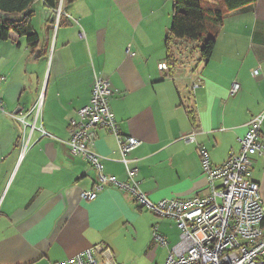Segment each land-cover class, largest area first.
<instances>
[{
  "label": "crops",
  "instance_id": "crops-1",
  "mask_svg": "<svg viewBox=\"0 0 264 264\" xmlns=\"http://www.w3.org/2000/svg\"><path fill=\"white\" fill-rule=\"evenodd\" d=\"M24 16L38 34L34 49L14 31L0 39V264L63 261L118 227L137 230L141 207L128 192L107 185L92 200L79 195L97 182V169L70 154L68 123L89 102L94 74L109 80V105L121 132L142 142L130 158L152 201L207 193L198 145L218 166L239 151L253 117L262 116L264 134V0L227 13L212 30L213 51L193 99L182 80L157 68L176 42L167 41L172 0H62L55 9L37 0ZM40 95L37 124L47 134L34 130L24 147L29 127L10 113L33 121ZM192 129L196 142H184L181 136ZM95 133L88 148L100 155L105 174L124 181L114 136L104 128ZM261 160L251 156L250 179L251 165ZM252 180L264 207V169Z\"/></svg>",
  "mask_w": 264,
  "mask_h": 264
},
{
  "label": "built area",
  "instance_id": "built-area-1",
  "mask_svg": "<svg viewBox=\"0 0 264 264\" xmlns=\"http://www.w3.org/2000/svg\"><path fill=\"white\" fill-rule=\"evenodd\" d=\"M202 45L201 40L177 39L170 57L157 64L159 70L171 71L170 79L184 82L187 99H193L202 84L201 71L207 62L201 53ZM127 53H130L129 48ZM238 90L239 83L233 80L230 93L235 94ZM111 94L108 78L94 74L89 102L79 108L76 117L68 123L69 137L66 143L70 154L82 155L97 169V182L92 188L81 190L80 197L92 200L105 186L112 185L128 192L138 206L171 220L179 235L178 241L168 249L164 264H264V207L259 184L249 178L251 156L264 158V134L259 130L262 116L250 120L244 135L239 138V151L230 152L221 165L213 166L207 149L198 145L206 194L152 201L140 189L139 168L135 159L130 158V154L142 142L121 132L109 105ZM41 105L42 95L33 106L31 122L26 120V113H10L24 128L29 127L24 147L34 130L39 131L41 136L47 134L37 124ZM0 109L3 110L1 97ZM187 112L192 119L195 118V108L191 103H187ZM96 128H104L114 136L126 174L124 181L105 174L100 155L88 148V144L96 138ZM181 139L186 143L196 142L194 129ZM152 236L159 244L167 245L157 224L152 226ZM50 264H115V260L108 246L97 243L72 258Z\"/></svg>",
  "mask_w": 264,
  "mask_h": 264
},
{
  "label": "trees",
  "instance_id": "trees-1",
  "mask_svg": "<svg viewBox=\"0 0 264 264\" xmlns=\"http://www.w3.org/2000/svg\"><path fill=\"white\" fill-rule=\"evenodd\" d=\"M36 1L0 0V39L8 38L9 33L14 31L24 38L28 47L34 49L39 39L38 34L32 27L25 25V18L28 16L22 19L19 16L25 14ZM59 1L44 0V3L55 9ZM253 2L254 0H172V24L167 41L173 43L177 39L201 40V53L208 59L214 47L212 30L222 22L227 13L244 9Z\"/></svg>",
  "mask_w": 264,
  "mask_h": 264
},
{
  "label": "rangeland",
  "instance_id": "rangeland-1",
  "mask_svg": "<svg viewBox=\"0 0 264 264\" xmlns=\"http://www.w3.org/2000/svg\"><path fill=\"white\" fill-rule=\"evenodd\" d=\"M261 162L251 165L253 179L259 177L264 169V161ZM140 211L142 215L136 223V231L131 224L118 227L109 231L105 240H101L112 250L115 264H164L168 249L178 241L179 231L171 220L158 217L145 207H141ZM153 223L159 224V231L167 240L166 246L153 239Z\"/></svg>",
  "mask_w": 264,
  "mask_h": 264
}]
</instances>
